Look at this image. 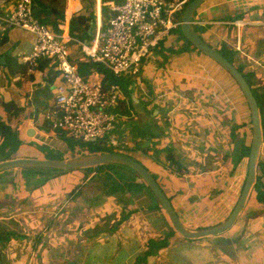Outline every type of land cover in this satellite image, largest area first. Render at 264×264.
<instances>
[{
	"label": "crops",
	"instance_id": "0c3cea01",
	"mask_svg": "<svg viewBox=\"0 0 264 264\" xmlns=\"http://www.w3.org/2000/svg\"><path fill=\"white\" fill-rule=\"evenodd\" d=\"M72 6L67 14L74 11ZM85 11L80 4L73 14L90 15L83 14ZM73 14L65 18L68 30ZM194 20L198 22L194 29L204 30L207 43L213 47L223 44L237 53V65L256 74L257 86L264 93V0H207L197 9ZM91 28L92 33L94 24ZM2 37L6 41L0 44V56H6L5 64L8 57H14L24 66L18 55L30 51L34 36L16 28ZM176 41L166 46L183 49L169 58L168 67L163 68L155 54L148 58L154 65L149 82L154 98L148 86L141 84L140 91L132 95L136 111L120 131L125 137L132 123L140 124L139 111L160 125L163 135L154 142L155 149L164 151L161 161H152L142 153L134 156L155 177L183 224L198 231L223 223L238 202L247 161L236 165L237 143L231 130L242 124L241 116L250 119V112L244 95L222 67L183 39ZM5 64L0 65V98L14 99L23 113L9 118L0 107L1 121L16 132L23 121L39 120L37 129L42 130L43 112L35 118L25 114L36 90H40L38 96L47 86L44 75L26 71L7 87ZM141 94L153 102L145 107ZM52 106L53 102L48 109ZM27 132H20L22 145L16 158L69 159L70 151L57 133L47 132L39 143ZM240 134L243 139L242 129ZM246 137L250 144L248 134ZM24 150L36 155H19ZM260 157L264 159V144ZM262 183L264 186V175ZM0 264H264V205L250 194L229 230L186 239L174 231L148 190L127 197L108 195L94 172L88 175L85 169L73 170L60 179H46L38 172L27 176L23 169L2 171Z\"/></svg>",
	"mask_w": 264,
	"mask_h": 264
},
{
	"label": "built area",
	"instance_id": "2783aa9c",
	"mask_svg": "<svg viewBox=\"0 0 264 264\" xmlns=\"http://www.w3.org/2000/svg\"><path fill=\"white\" fill-rule=\"evenodd\" d=\"M34 1L0 0V34L18 28L34 36L30 51L18 55L29 74L37 71L42 59L57 65L61 73L62 81L53 90V106L40 117L41 123L50 124V132L61 130L84 144L102 142L115 153L128 155L131 145L120 136L127 119L118 111L120 88H105L102 74L84 76L80 65L97 63L114 76L139 79L152 50L167 37L177 38L172 33L180 28L182 13L192 0H120L119 4L94 0V31L87 40L71 37L66 21L57 30L41 23L34 15ZM194 24L198 22L193 19ZM38 123L23 121L20 132L34 130L38 140L47 134L37 129ZM84 153L76 150L67 157Z\"/></svg>",
	"mask_w": 264,
	"mask_h": 264
},
{
	"label": "trees",
	"instance_id": "16d2710c",
	"mask_svg": "<svg viewBox=\"0 0 264 264\" xmlns=\"http://www.w3.org/2000/svg\"><path fill=\"white\" fill-rule=\"evenodd\" d=\"M34 2H35L34 15L36 19H38L41 23L50 25L57 30L58 25L60 23L65 22L66 16L64 12H61L58 9L57 6H54L53 4L44 5L42 4V2H40V0H35ZM41 5L44 8L41 7ZM53 14L56 16V19L54 20L51 19V16ZM93 19H94L93 14H90L88 16L72 15L68 23L69 33L71 37L78 38L81 40L89 39L91 35L88 34V28L90 27L91 21H93ZM176 31H178L176 33L177 35L176 39L178 40L181 38L188 44L189 47H192L191 44L188 41H186V39L182 35L180 28L177 29ZM195 31L198 33V30H196V28ZM5 41L6 39L2 37V35L0 34V44H3ZM166 41L167 40L160 43L157 47L153 49L154 54L161 58L163 66H167V63L169 64V58L172 57L174 54L178 53L179 51H182L181 49H183V48L173 49L171 47H167L166 44L168 42ZM219 47L220 49H217L218 47H213V48H215L230 63L236 66V68L242 73V75L244 76V78L246 79V81L248 82L249 86L252 89L253 95L258 102L263 137H264V93L261 91L262 88L257 86L256 74L254 72H247L244 70L242 66L237 65V55H236L237 53L235 51L228 49L223 44L220 45ZM193 49L196 50L195 48ZM80 67L82 74L84 76H91L94 72L104 75L102 83L105 88H110L111 86H118L120 88V100H119L118 111L120 112L121 115H124L128 118H131L133 116L132 113L136 111L135 104L133 99H131V97L127 95V93H129L127 86L132 84L131 82L134 80L133 78L117 77L112 75L108 71L103 72L102 66L97 63L83 64V65L81 64ZM26 71L27 68L21 66L18 63L17 58L8 57L7 63L3 67V73L6 79V86L9 87L13 79L17 77L19 74L26 75L25 74ZM37 71L41 72L44 75V79L45 82L47 83V86L44 87V90L40 95L38 96L33 95L32 97V105L31 107L28 108V111L26 112L27 113L26 115L32 118H35L44 109L46 108L48 109V104H52L54 100V92L52 93L51 88L62 81L61 73L57 69V65H52L51 61L48 59L40 60ZM148 91L150 92V96L154 98V96L152 95V89L150 87V84L148 86ZM141 95L142 97H144L143 99L145 101L143 103L145 107L153 102V98L149 99L148 95L145 94H141ZM0 107L7 114L9 118L13 117L15 111L18 110L14 99L5 100L0 98ZM151 119H152V125H149L150 127L144 125L141 126L138 123H132L133 126L131 128L130 133L124 138L131 144V148L128 150V153L131 152V154H128V156L134 159L135 161L139 162L140 164L142 163L138 158L134 156L135 153L136 154L142 153V155L155 162L161 161V156L164 153L163 150L155 149L157 144L154 142V139H160L161 135H163V130L160 127V125L155 122L154 118ZM249 122H251L250 119ZM242 128H243V124H236L235 126H233L231 130L232 139L237 143L236 144L237 152L235 155L236 165L237 164L239 165L243 159H245L248 163V157L250 153V144L249 143L247 144L246 142V138H247L246 135L243 139L240 138L241 136L240 132ZM42 129H44L46 132H50L52 126L44 122ZM122 132L123 131H120L121 137L123 134ZM250 132H251L250 134H252L251 126H250ZM55 133H57L59 137L66 135L61 130H55ZM147 143H150L151 146L143 147ZM21 145H22V140L20 139V131H16V132L13 131L6 123L1 121V117H0V156H1L0 161H7L16 158L15 154L21 148ZM84 145H86L89 154H98V153H106V152L115 153L113 149H111L113 150L112 152H108L107 149L110 148H106L102 142L92 141L89 143H85ZM153 149H155L153 155L149 156V152ZM164 163H166V161H164ZM85 171L87 172L88 175L94 172V174L96 175V180L100 183V186L103 189V191H105L106 194L108 195L120 193V196L127 197L130 195L139 194L143 190H148L150 194L154 196L153 193L150 191V189L142 181V179L127 166L119 165V164H106L97 167L87 168L85 169ZM263 175H264V159L263 157H260L257 166L256 184L252 189L251 195L252 197H255L256 201L262 205H264V186L262 183ZM157 244L158 243H156V245Z\"/></svg>",
	"mask_w": 264,
	"mask_h": 264
},
{
	"label": "water",
	"instance_id": "95a60500",
	"mask_svg": "<svg viewBox=\"0 0 264 264\" xmlns=\"http://www.w3.org/2000/svg\"><path fill=\"white\" fill-rule=\"evenodd\" d=\"M207 0H192L185 8L182 19L180 31L186 41H188L193 48L201 52L203 55L210 58L220 67H222L235 81L242 94L244 95L248 104L250 112V120L252 127L250 153L247 163V176L243 185L242 192L236 203L233 211L223 223L212 228L204 230L190 231L179 218L173 203L170 201L166 193L158 184L155 177L139 162L130 158L128 155L117 153H98L83 155L71 159H57V158H14L7 161L0 162V172L11 169H30V168H46L56 169L64 172L73 170L87 169L97 167L106 164H119L124 165L134 171L146 184V186L153 193L154 197L159 202L161 208L166 213L172 228L181 237L186 239H200L205 237L216 236L229 230L242 210L244 209L252 189L256 184L257 179V166L261 156L264 137L261 125L260 110L258 102L253 95L252 89L248 82L242 75V73L236 68L235 65L230 63L224 56H222L215 48L211 47L194 29L193 19L197 9ZM93 22L91 21V27ZM89 28L88 34H91L92 28ZM9 55V54H7ZM6 62V56H0V65H4ZM54 86L52 89L54 90ZM40 90H36L37 95ZM27 134L31 137L34 135L33 130H28ZM33 134V135H32ZM145 146H148L146 144ZM144 147V146H143Z\"/></svg>",
	"mask_w": 264,
	"mask_h": 264
},
{
	"label": "rangeland",
	"instance_id": "374dc122",
	"mask_svg": "<svg viewBox=\"0 0 264 264\" xmlns=\"http://www.w3.org/2000/svg\"><path fill=\"white\" fill-rule=\"evenodd\" d=\"M70 0H53V3H52V0H40V2H42V4H50V5H54V6H57L58 9L61 11V12H64L65 16H68L70 14H73L76 10H78L80 8V4L84 6L85 8V13L83 14H93L94 13V9H95V5H94V0H80V4L78 2V0H72L70 3H69ZM104 1H114L116 4H119L120 3V0H104ZM62 2V3H61ZM69 3V4H68ZM67 4V5H66ZM70 5H73L72 6V9L71 11H73L72 13L70 12V14L66 13V10L67 8L69 7ZM236 5H234L233 8H235ZM41 7H43L41 5ZM66 7V8H65ZM77 7V8H76ZM44 8V7H43ZM76 8V9H75ZM67 14V15H66ZM183 14V13H182ZM73 15H78V14H73ZM109 18V16H107V19ZM51 19H56V16L53 14L51 16ZM232 19V17L230 18ZM66 21V20H65ZM196 30H198V33L202 36V38H204L206 41L207 38L206 36L204 35V30H201L199 27L195 26ZM93 31H94V28H93ZM178 31L174 30L172 34H176ZM169 37L166 38L167 42L171 43L172 41L170 39H168ZM181 39V38H180ZM174 42L176 39H173ZM178 41V40H177ZM176 41V43H177ZM176 46V45H175ZM178 47V46H176ZM217 49H220V47H218ZM152 54H154V50L152 51ZM152 56V55H151ZM145 65L147 66V69L144 70L141 69V73L139 75V79H137L136 77H131L133 78L134 80L131 82L132 84L131 85H128L127 86V89H128V92L127 95H129L131 97V99H133L132 95L136 92H139L140 91V85L142 84L145 85V86H149V82L151 80V73H152V70H151V66L153 65L150 60H146L145 62ZM169 64L167 63V66H164L163 68H166L168 67ZM238 66H241V65H238ZM152 68L154 69V65L152 66ZM102 69H103V72L104 71H107L103 66H102ZM223 72L228 76V78L231 80V81H234L230 75L223 69ZM237 85V84H236ZM238 87V86H237ZM241 91V90H240ZM240 94V93H239ZM241 95V94H240ZM246 104V103H245ZM246 106V105H245ZM21 110V109H20ZM20 110H17L14 115L16 114H19L21 111ZM23 110V109H22ZM44 114L47 113V108L44 109L42 111ZM23 113V111L21 112ZM26 115V114H25ZM240 116L243 115V114H239ZM138 116V122L140 123L141 126H149V125H152V119L149 117V116H146L144 115L142 112L139 111V114L137 115ZM26 117L28 118H32V117H29L26 115ZM241 123L243 124V132L245 135L248 134V141L251 140V132H250V126H251V122H249V118H248V115L247 116H241ZM150 127V126H149ZM26 133V132H25ZM24 133V135H26ZM48 135H52V134H48ZM52 137V136H51ZM39 139H45L43 136H39ZM58 139L60 141H63L64 143H66L67 147H68V150L71 152V153H75L76 150H80L82 152H85L87 153L88 152V149L86 147V145H84L83 142H80V141H76V140H73L72 138L68 137V136H60L58 137ZM131 145V144H130ZM108 152H112L113 150L111 149H107ZM69 152V153H70ZM22 154L24 156H27V155H36V153L34 151H30V150H24L22 151L21 153L19 152V155ZM128 154H131V152H129ZM47 158L49 159H52L54 158L53 156H46ZM25 170L26 172V175L28 176H32L33 173H40L42 176H44V178L48 179V178H51V177H56V178H63L66 174H68L69 172H64V171H61V170H56V169H46V168H30V169H23ZM5 171H8V170H5ZM50 180V179H49ZM103 190V189H102ZM152 195V194H151ZM115 197L116 196H119V195H114ZM125 199H122L120 200L121 201H124ZM233 211V210H232ZM227 220V219H226ZM142 229V228H141Z\"/></svg>",
	"mask_w": 264,
	"mask_h": 264
}]
</instances>
